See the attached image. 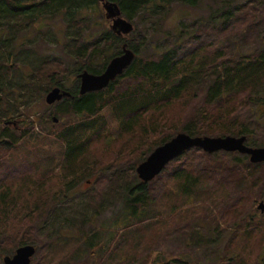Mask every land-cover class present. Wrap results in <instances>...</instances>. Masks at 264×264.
I'll list each match as a JSON object with an SVG mask.
<instances>
[{"label":"trees","instance_id":"16d2710c","mask_svg":"<svg viewBox=\"0 0 264 264\" xmlns=\"http://www.w3.org/2000/svg\"><path fill=\"white\" fill-rule=\"evenodd\" d=\"M109 1L116 3L122 16L133 24L147 15L151 19L158 18L155 22H159L174 6L198 7L203 0ZM214 1L217 7L212 6L213 13L208 20L181 24L176 33L169 35L172 40L168 44L162 43L155 52L149 53L151 38L145 34L128 40V37L122 38L107 28L93 38L85 39L83 26H75V23L86 22L89 27L91 17L87 15L102 12L99 0H0L2 107L11 106L16 90L31 92L35 89L40 80L36 73L38 64L49 65L51 61L47 57L38 58L32 66L33 74L25 78L20 76L18 80L22 65H28L29 57L22 52V59L19 56L12 58L9 48L13 38H6V29L12 34L18 33L24 28L19 24L21 20H28L30 27L40 19L68 16L72 38L66 48L74 56L75 64L80 66L76 76L84 70L92 74L103 73L110 60L122 54V45L126 41L136 54L124 73L102 91L80 95L79 86L65 90L62 83H57L71 97L58 102L55 115H72L78 119L56 134L62 150L59 160L40 158L31 162L29 169L25 161L14 164V157L6 158L2 154L15 152L22 140H33L37 135L28 132L23 136L18 132H8L10 127L3 129L0 136V202L3 205L0 207V226L18 223L23 238L28 236L24 231L37 228L31 225L32 229L25 230L27 221L34 220L37 214L38 209L34 205L39 207L38 193L43 191L41 182L55 177L53 172L58 169L62 188L54 201L57 205H65L74 184H81L85 173L98 168L86 160L93 144L114 141L116 135L113 132L117 136L129 134L140 140L135 152L142 151V158L138 159V155L137 159L131 160L133 154L127 151L114 158L117 163L114 160L98 169L102 173L99 181H107L112 190L115 187L126 188L125 211L130 205H155L156 199H160L167 190V175L183 182L182 191L197 199L199 192L210 191L209 181H213L215 189L227 191L221 203L225 205L222 217L224 220L228 218L229 222L216 233L207 228L205 220H202L204 224L200 220L194 225L184 244L191 251L202 250L203 260L191 261L190 264H264V213L255 209L257 202H250L253 198L264 200V163L252 164L249 156L238 153L220 151L207 154L193 148L174 160L178 165L172 168L171 173H162L152 182H142L136 173L139 161H145L152 151L178 133L192 137L247 136L249 146L264 147V46L255 48L264 42V0ZM134 30L136 34L138 29ZM245 47L250 51L245 52ZM175 106H180L183 122L159 119L164 109ZM105 112H108V118ZM33 146L32 143L29 149ZM122 149H127L126 145ZM190 155L194 160L188 163L186 157ZM24 156L29 159L28 155ZM122 158L127 160L125 164L119 163ZM202 180L206 182L205 189L202 188ZM107 193L103 195L104 202ZM251 204L253 210L247 209ZM44 225L47 226L38 224ZM52 225L54 227L50 229L58 233L66 230L64 224L62 229L55 228V223ZM75 227L81 233L85 225L81 223ZM31 235L34 239L38 236ZM12 239L4 229H0V249ZM91 246L94 247L93 244ZM246 251H256L254 258L248 259L249 255H244ZM174 262L184 264L177 259Z\"/></svg>","mask_w":264,"mask_h":264},{"label":"rangeland","instance_id":"374dc122","mask_svg":"<svg viewBox=\"0 0 264 264\" xmlns=\"http://www.w3.org/2000/svg\"><path fill=\"white\" fill-rule=\"evenodd\" d=\"M212 6L217 7L214 0H203L198 7L178 4L159 22H155L158 18L151 19L149 15L141 16L138 22L133 23L134 29L137 28L138 32L135 34L134 30L125 37L131 40L133 36L139 34L148 35L151 42L147 52H155L157 50L155 48L160 47L162 43L168 44L172 40L169 35L176 33L181 24H189L202 19L208 20L213 13ZM101 13L87 15L91 17L89 27L86 22L75 23V26L76 24L83 26L85 39H91L101 31L110 29L111 22L106 19L103 7ZM82 14L86 16V13L82 12ZM19 24L24 28L16 34H12L10 30L6 29V38H13L11 48H9L13 54L12 58L15 59L19 56V59H22V52L29 57L28 65L27 63L22 65L23 70L19 72L18 80L20 76L25 78L33 74L32 66L38 58L47 57L51 60L49 65L38 64L36 73L40 80H38L35 89L31 92L16 90L11 106H0V119L2 120L0 121V136L3 129L10 127L13 121H16L19 130L10 127L11 130L8 132H18L23 136L30 132L38 136V138L33 136V140H22V143L18 144V146L20 145L19 149L17 148L15 152L2 154L6 155V158L14 157L13 162L16 165L23 164L22 162L25 161L24 164L29 169L30 163L40 158L51 157L53 160H59L62 150H60L56 134L78 121L72 115L66 117L55 115L58 102L48 105L46 102L48 93L59 87L57 83H62L65 90H74L78 86L80 90L81 80L76 76L80 66L75 64L74 56L66 48L72 38L67 15L64 14L53 19H40L30 27L28 20H21ZM262 46H264V42L257 44L255 48ZM244 51L249 52L250 50L245 47ZM0 53H3V50ZM53 59L56 63L53 62ZM101 62L102 60L99 61V63ZM179 107L164 109L159 119L168 118L166 122H183L184 118L179 113ZM15 109L17 111L13 112ZM104 115L108 118V112H105ZM113 133L116 135L114 141H99L90 148L86 160L88 163L98 165V168L85 173L82 185L74 184L75 188L70 193L65 205H57L54 201L56 193L62 188L60 176H58L61 172L58 173V169L53 172L54 174L52 173V176L55 177L41 182L43 191L41 194L38 193L37 204L39 207L34 205L38 211L34 220L27 221L25 230L32 229L31 225L37 226V228L29 230V232L24 231V234L28 236L23 238V234L17 227L18 223L9 227L0 226V229H4V232L13 238L11 241L9 240L8 245L0 249V264H4L5 256H13L19 247L26 245L36 248V254L32 258L31 264H176L174 262L176 259L183 261L184 264H190L191 261L203 260L202 250H189L184 244L185 238L200 220L203 224L202 220H205L207 228L213 233L222 229L226 222H229L228 218L224 220L222 217V214H225V211H222L225 205L221 203L222 196L227 191L215 189L213 181H209L210 191L197 190L202 192H199L198 199L188 196L181 189L183 182H178L171 175H167L171 173L173 167L178 165L173 160L162 171L163 174L161 173L167 175L169 179L166 181L165 194L160 199H156L158 202L155 205H130L125 211L126 205H123V201L127 194L126 188L117 189L115 187L112 190L107 181L103 179L99 181L102 173L98 169L113 163L118 154L128 151L133 154L131 160H134L138 155V159H141L143 152H135L140 145V140L137 137L129 136V134L117 136V133ZM129 137L131 140L128 139ZM134 140L137 144H134ZM32 143L34 146L29 149ZM125 145L127 149H122ZM24 155H28L29 159L26 160ZM187 158L189 159L188 163L194 160L193 155ZM120 161L119 163L125 164L127 160L122 158ZM115 162L118 161L115 160ZM138 163L140 164L141 161ZM197 185L200 188V184ZM201 185L203 189L207 188L204 180ZM45 192L48 193L44 194ZM106 193L108 196L104 202L103 195L105 196ZM252 201L257 202L255 209L257 212L260 211L258 206L264 200L253 198L250 202ZM43 203L47 205H43ZM33 204L32 199L31 205ZM218 205L221 206L218 208ZM2 206L0 202V207ZM247 209L253 210L252 204L247 206ZM43 223L47 226H38ZM54 223L55 228L63 227L62 224L65 225L66 230L62 231L63 234L56 232L53 228L50 229L54 227L52 225ZM81 223L85 225V228L80 233L75 225ZM213 233L210 236L213 237ZM31 234H38V236L36 235L34 239ZM92 244L94 247L91 246ZM255 254L256 251H246L244 255H249L248 259H253Z\"/></svg>","mask_w":264,"mask_h":264},{"label":"water","instance_id":"95a60500","mask_svg":"<svg viewBox=\"0 0 264 264\" xmlns=\"http://www.w3.org/2000/svg\"><path fill=\"white\" fill-rule=\"evenodd\" d=\"M99 1L106 13V19L111 22L110 29L113 32L120 37H125L134 31V25L122 16V12L116 3H112L109 0ZM135 57L136 54L129 49L128 43H124L122 45V54L111 59L103 73L92 74L87 70L81 72L78 75L81 80L80 95L106 89L111 82H114L118 76L124 73ZM65 97H71V94L56 87L48 93L46 102L48 105H53ZM193 148L201 149L207 154L220 151L239 153L249 156L252 164L264 163V147L247 145V136L192 137L186 133H178L170 141L157 147L145 161L137 165L136 173L138 178L144 183L154 181L168 164ZM258 209L264 213L263 201L260 202ZM35 254L36 248L34 246H21L13 256L4 257V264H31Z\"/></svg>","mask_w":264,"mask_h":264},{"label":"flooded vegetation","instance_id":"af4514ba","mask_svg":"<svg viewBox=\"0 0 264 264\" xmlns=\"http://www.w3.org/2000/svg\"><path fill=\"white\" fill-rule=\"evenodd\" d=\"M21 122V121H20ZM3 124H5L6 122H2ZM2 124V125H3ZM8 125L11 124V123H7ZM10 127H13V128H17V125H16V121H13L12 122V125H10ZM16 130H19L18 128Z\"/></svg>","mask_w":264,"mask_h":264}]
</instances>
